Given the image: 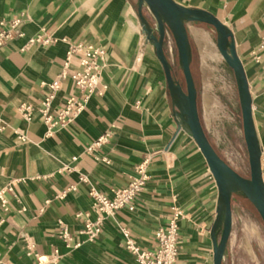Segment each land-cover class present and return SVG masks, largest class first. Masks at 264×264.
I'll return each instance as SVG.
<instances>
[{
  "label": "crops",
  "instance_id": "1",
  "mask_svg": "<svg viewBox=\"0 0 264 264\" xmlns=\"http://www.w3.org/2000/svg\"><path fill=\"white\" fill-rule=\"evenodd\" d=\"M173 1L210 13L232 34L251 97L264 183V48L259 49L264 0ZM140 12L150 24L144 6ZM12 18L22 21L21 36L0 48V264H37L35 255L48 257L54 250L59 258L48 264H137L124 248L120 229L140 250L153 251L154 233L168 223L172 209L181 214L176 264H212V241H219L222 230L215 182L189 133L182 124L178 128V110L141 29L138 0H0L5 28ZM184 25L191 74L195 65L200 81L207 80L203 72L222 59L212 28ZM42 32L54 42L27 44ZM74 43L102 50L99 83L73 122L46 136L41 102L51 93L47 84L64 70ZM174 48L166 34L163 51L170 66ZM78 57L74 53L67 61L68 73L78 69ZM78 96L68 78L61 80L50 114ZM21 104L32 108L28 121L17 112ZM104 133L106 142L87 151ZM142 164L147 180L134 209L122 208L113 219H104L92 242L78 236L82 219L77 214H87L91 221L96 217L89 190L111 197ZM60 225L79 247L64 245L57 236Z\"/></svg>",
  "mask_w": 264,
  "mask_h": 264
},
{
  "label": "water",
  "instance_id": "2",
  "mask_svg": "<svg viewBox=\"0 0 264 264\" xmlns=\"http://www.w3.org/2000/svg\"><path fill=\"white\" fill-rule=\"evenodd\" d=\"M144 4L154 20L153 26H150L140 12ZM138 18L146 41L150 42L155 50L169 96L178 110L176 117L179 126L182 124L183 128L187 127L186 131L196 144L215 182L222 213V230L219 241L216 242L214 238L212 241V264H222L232 229L231 200L234 194L238 193L245 198L264 225V183L261 178L260 151L252 122L251 97L242 64L235 51L232 34L210 13L185 8L173 0H138ZM186 22L204 24L213 29L215 48L232 72L240 112L242 137L247 153L248 178L240 176L218 156L200 123L196 89L190 70L189 44L184 25ZM166 32L170 34L174 43L184 88L174 79L172 68L163 51Z\"/></svg>",
  "mask_w": 264,
  "mask_h": 264
},
{
  "label": "built area",
  "instance_id": "3",
  "mask_svg": "<svg viewBox=\"0 0 264 264\" xmlns=\"http://www.w3.org/2000/svg\"><path fill=\"white\" fill-rule=\"evenodd\" d=\"M22 21L19 18H12L8 22V27L5 28L4 23L0 22V48L4 47L15 37H20L19 26ZM54 42V39L45 32L37 34L27 41L28 45H49ZM264 48V40H262L259 49ZM74 53H78V69L68 73L66 71L67 61ZM102 50L91 44L74 43L69 46L66 54V63L64 70L47 84L51 90L49 96L41 102L39 113L42 116L43 123L46 126V136H49L54 128H66L75 117L83 109L86 100L91 96L96 86L99 83L101 64L103 59ZM68 78L78 91V99L69 98L62 109L54 116L50 114V100L53 94L59 90L60 81ZM105 88V87H103ZM17 112L24 120H30L32 108L28 104H21L17 108ZM177 118V117H176ZM177 118L178 128L180 129ZM17 139L25 141L21 134H17ZM108 139V133H104L87 148V151H92ZM103 162L107 163L104 159ZM83 178H81V181ZM147 175L143 164L135 169L134 175L129 177L127 184L119 189L112 190L111 197H107L94 189H90L88 196L92 199L91 208L96 214L95 220L91 221L87 214H77V217L82 219L81 229L78 231V236H82L85 241L92 242L100 234L101 223L104 219H113L117 212L122 208L132 211L135 206V199L143 190ZM63 194L61 195V197ZM0 201L1 194H0ZM181 216L180 212L172 209L171 217L164 227L158 228L154 233L156 247L153 251H142L131 239L129 233L125 229H120L124 238V248L128 250L135 258L137 264H176L177 262V220ZM58 238L64 243L67 248H77L80 242H75L71 234L65 226L60 225L57 231ZM37 264L55 263L59 258L58 253L54 250L48 257L35 255Z\"/></svg>",
  "mask_w": 264,
  "mask_h": 264
},
{
  "label": "rangeland",
  "instance_id": "4",
  "mask_svg": "<svg viewBox=\"0 0 264 264\" xmlns=\"http://www.w3.org/2000/svg\"><path fill=\"white\" fill-rule=\"evenodd\" d=\"M145 10L150 25L153 26L154 20L146 8ZM210 30L215 40V33L213 29ZM166 34L172 40L170 34ZM165 47L169 51L167 44ZM219 60L217 66L209 67L203 72L208 77L204 81H200L197 67L193 65L192 77L197 90L199 119L218 156L240 176L248 178L247 153L242 137L235 83L231 70L222 59ZM171 68L173 77L184 88L175 48ZM232 201V231L225 263L264 264V225L252 206L240 195L234 194Z\"/></svg>",
  "mask_w": 264,
  "mask_h": 264
},
{
  "label": "bare ground",
  "instance_id": "5",
  "mask_svg": "<svg viewBox=\"0 0 264 264\" xmlns=\"http://www.w3.org/2000/svg\"><path fill=\"white\" fill-rule=\"evenodd\" d=\"M144 6V8H146L147 9V6L144 4L143 5ZM147 11H148V9H147ZM149 12V11H148ZM150 14V13H149ZM224 62V61H223ZM185 129L187 130V127L185 126Z\"/></svg>",
  "mask_w": 264,
  "mask_h": 264
}]
</instances>
